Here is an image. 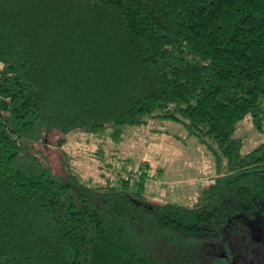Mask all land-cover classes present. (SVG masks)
I'll use <instances>...</instances> for the list:
<instances>
[{"label": "trees", "instance_id": "obj_1", "mask_svg": "<svg viewBox=\"0 0 264 264\" xmlns=\"http://www.w3.org/2000/svg\"><path fill=\"white\" fill-rule=\"evenodd\" d=\"M153 113L214 155L191 205L147 203L144 171L92 183L60 149L74 132L119 143ZM246 118L264 135V0H0V264H264Z\"/></svg>", "mask_w": 264, "mask_h": 264}, {"label": "rangeland", "instance_id": "obj_2", "mask_svg": "<svg viewBox=\"0 0 264 264\" xmlns=\"http://www.w3.org/2000/svg\"><path fill=\"white\" fill-rule=\"evenodd\" d=\"M142 120L138 125L126 126L119 143H115L107 133L97 136L74 132L66 137L60 149L65 152L71 168L92 183H115L117 174L122 177L130 174L133 178L138 176L137 172L144 171L148 174L147 203L155 200L193 204L199 188L207 184L213 174L216 175L212 151L183 123L156 113L146 115ZM57 136L56 131L47 133L45 150L54 170L60 173ZM235 136L243 140L242 152L264 142V135L253 127L250 118L239 123ZM249 224L253 239L258 243L264 241L261 220L256 218ZM215 253H225L221 244ZM240 255H235V261L241 264L242 257L246 259V255ZM248 260L251 261L250 258Z\"/></svg>", "mask_w": 264, "mask_h": 264}]
</instances>
